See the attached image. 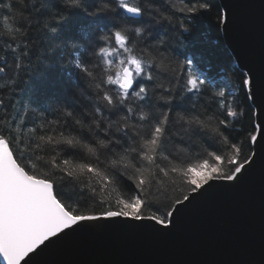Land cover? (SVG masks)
<instances>
[{"label": "snow or ice", "instance_id": "1", "mask_svg": "<svg viewBox=\"0 0 264 264\" xmlns=\"http://www.w3.org/2000/svg\"><path fill=\"white\" fill-rule=\"evenodd\" d=\"M221 198L261 219L224 264H264V0H0V264L166 243Z\"/></svg>", "mask_w": 264, "mask_h": 264}, {"label": "water", "instance_id": "2", "mask_svg": "<svg viewBox=\"0 0 264 264\" xmlns=\"http://www.w3.org/2000/svg\"><path fill=\"white\" fill-rule=\"evenodd\" d=\"M249 39L259 42L258 34ZM236 209L235 203L221 198L213 207L190 216L184 233L166 243H122L110 237L71 246L51 259L57 264H224L236 257L238 234L251 230L258 237L260 231L258 207L251 216L240 215Z\"/></svg>", "mask_w": 264, "mask_h": 264}, {"label": "trees", "instance_id": "3", "mask_svg": "<svg viewBox=\"0 0 264 264\" xmlns=\"http://www.w3.org/2000/svg\"><path fill=\"white\" fill-rule=\"evenodd\" d=\"M213 22H215V21H213ZM204 30L209 33L210 37L212 36L211 29H210V27L208 25L204 26ZM195 50L203 52L206 56L209 57V59L213 63V72L218 70V62L215 60L214 57L211 56V53H210V44L209 45H205L202 42H197L196 46H195Z\"/></svg>", "mask_w": 264, "mask_h": 264}]
</instances>
